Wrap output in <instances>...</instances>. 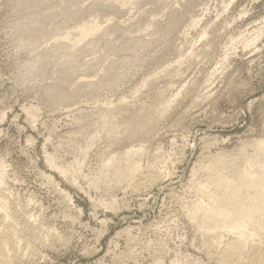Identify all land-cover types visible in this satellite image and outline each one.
I'll list each match as a JSON object with an SVG mask.
<instances>
[{
  "label": "rangeland",
  "instance_id": "1",
  "mask_svg": "<svg viewBox=\"0 0 264 264\" xmlns=\"http://www.w3.org/2000/svg\"><path fill=\"white\" fill-rule=\"evenodd\" d=\"M82 25L94 45L55 47ZM261 141L264 0H0V264H234L235 212L193 216Z\"/></svg>",
  "mask_w": 264,
  "mask_h": 264
},
{
  "label": "bare ground",
  "instance_id": "2",
  "mask_svg": "<svg viewBox=\"0 0 264 264\" xmlns=\"http://www.w3.org/2000/svg\"><path fill=\"white\" fill-rule=\"evenodd\" d=\"M96 29L97 27L95 25H82L77 28V33L74 34V38H71L70 34L66 35L65 39L68 40L67 44H63L60 41L55 47L59 50L71 51L77 45L83 44L87 41V46L94 45L95 42L90 43L88 38L96 33ZM77 56L78 52L73 50L69 61H74ZM138 154L139 150H134L131 155L135 157ZM255 156L257 159L261 157L262 160L260 161L259 169L251 175L244 173L235 160L230 157H226L225 160L221 161L222 164H220V167L224 170V173H226V181L221 182L220 188L228 192L230 191V194L228 195L230 200L229 204H225L222 198L215 197L214 200H209V204L206 206H203L204 203L199 204L196 207V211L193 216L194 220L197 219L196 214L200 212L202 214V221L206 222L207 220L212 219L214 223H216L213 229H219L218 227L221 224H226V219L235 212V221L223 227L226 231L236 235V244L241 246L240 248L243 254L235 260L234 264H264V239H262L264 237V225L252 220H247L246 213L248 211L246 209V203L240 201L235 203V191L239 187H245L250 191H254L256 195H261L264 191V141H261L256 145ZM49 163L54 166L52 160H49ZM132 168L133 170L137 169L138 165H134ZM59 170L63 175L66 174L65 169ZM233 203L237 205L241 203L244 208L242 210L234 211L230 208ZM209 206L213 207V210H209ZM21 230L20 242L23 244L26 253H30V256L34 257L31 243L33 241L41 242V231H39L41 229L39 227L32 226V223L30 225L27 220L26 225ZM27 230H29L30 233H27ZM4 238L6 239V243H10L11 245L18 244L14 240L11 233H7ZM225 262L226 260H223V263Z\"/></svg>",
  "mask_w": 264,
  "mask_h": 264
}]
</instances>
